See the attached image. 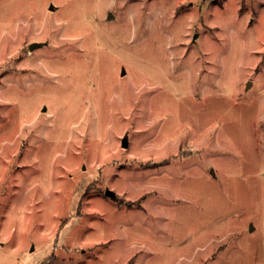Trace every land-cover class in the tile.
<instances>
[{"label":"rangeland","instance_id":"374dc122","mask_svg":"<svg viewBox=\"0 0 264 264\" xmlns=\"http://www.w3.org/2000/svg\"><path fill=\"white\" fill-rule=\"evenodd\" d=\"M0 25L1 257L264 264V0H0Z\"/></svg>","mask_w":264,"mask_h":264},{"label":"bare ground","instance_id":"6f19581e","mask_svg":"<svg viewBox=\"0 0 264 264\" xmlns=\"http://www.w3.org/2000/svg\"><path fill=\"white\" fill-rule=\"evenodd\" d=\"M16 6H18V5H16ZM18 7H19V6H18ZM15 8H16V7H15ZM21 11H22V10H21ZM26 12H27V11H26ZM18 14H19V13H18ZM27 14H28V13H27ZM19 15H20V14H19ZM32 15H33V14H32ZM165 18H166V17H165ZM19 19H20V18H19ZM157 19H158V18H157ZM21 20H22V19H21ZM30 21H31V20H30ZM14 22H15V21H14ZM25 22H26V21H25ZM161 22H162V21H161ZM11 23H12V22H11ZM15 23H16V22H15ZM19 23H20V22H19ZM22 24H23V23H22ZM25 24H26V23H25ZM66 24H67V23H66ZM3 25H4V24H3ZM26 25H27V24H26ZM26 25H24V26H26ZM30 25H31V24H30ZM7 26L9 27V25H7ZM20 26H21V25H20ZM28 26H29V25H28ZM65 26H66V25H65ZM65 26H64V27H65ZM0 27H2V26L0 25ZM18 27H19V26H18ZM62 27H63V26H62ZM62 27H61V28H62ZM10 28H11V27H10ZM10 28H9V29H10ZM12 28H13V26H12ZM15 28H16V26H15ZM22 28H23V27H22ZM56 28H57V27H56ZM56 28H55V29H56ZM13 29H14V28H13ZM13 29H12V30H13ZM16 29H17V28H16ZM55 29H53V30H55ZM59 29H60V28H59ZM63 29H64V28H63ZM67 29H68V28H66V31H67ZM137 29H138V28H137ZM7 30H8V29H7ZM27 30H28V28H27ZM146 30H147V29H146ZM17 31H18V30H17ZM58 31H59V30H58ZM58 31H55V32H58ZM64 31H65V30H64ZM136 31H137V30H136ZM18 32H20V29H19ZM60 32H61V31H60ZM74 32H76V31H74ZM16 33H17V32H16ZM58 33H59V32H58ZM65 33H66V32H65ZM72 33H73V32H72ZM63 34H64V33H63ZM19 35H21V34H19ZM25 35H26V34H25ZM27 35H28V34H27ZM64 35H65V34H64ZM23 36H24V35H23ZM7 37H8V36H7ZM24 37H25V36H24ZM1 40H2V39H1ZM71 41H72V40H71ZM3 42H4V40H3ZM13 42H14V41H13ZM66 42H67V41H66ZM66 42H65V43H66ZM73 42H74V41H73ZM7 43H8V42H7ZM11 43H12V42H11ZM67 43H69V42H67ZM1 44H2V43H1ZM9 44H10V43H9ZM9 44H8V45H9ZM61 44H62V43H61ZM3 45H4V44H3ZM3 45H1V46L3 47ZM12 45H13V44H12ZM65 45H66V44H65ZM6 46H7V45H5V47H6ZM59 46H60V45H59ZM67 46H68V45H67ZM9 47H11V46H9ZM67 48H68V47H67ZM61 49H62V48H61ZM61 49H60V50H61ZM63 49H64V48H63ZM63 52H64V51H63ZM61 55H62V54H61ZM173 55H174V53H173ZM173 55H172V56H173ZM57 56H58V55H57ZM85 57H86V56H85ZM88 57H89V56H88ZM64 58H65V57H64ZM63 60H64V59H63ZM85 60H86V59H85ZM85 60H83V61H85ZM88 60H89V59H88ZM50 61H51V60H49L48 62H50ZM64 61H65V60H64ZM66 61H67V60H66ZM69 61H70V60H69ZM69 61H68V63H69ZM61 63H62V62H61ZM85 63H86V62H85ZM88 64H89V63H88ZM45 65H46V64H45ZM65 65H66V62H65ZM67 65H68V64H67ZM69 65H70V64H69ZM69 65H68V66H69ZM173 65H174V64H173ZM177 65H178V64H177ZM36 66H37V65H36ZM36 66H35V67H36ZM174 66H176V65H174ZM172 67H173V66H172ZM38 68H40V67H38ZM86 68H87V67H86ZM40 69H41V68H40ZM40 69H38V70H40ZM45 69H46V68H45ZM58 70H59V69H58ZM61 70H62V68H61ZM88 70H89V69H88ZM63 71H64V70H63ZM65 71H66V70H65ZM61 72H62V71H61ZM86 72H87V70H86ZM89 72H90V71H89ZM62 73H64V72H62ZM68 73H69V72H68ZM87 73H88V72H87ZM87 73H86V75H87ZM37 76H38V75H37ZM46 76H47V75H46ZM38 77H40V76H38ZM89 77H90V76H87L88 79H89ZM43 78H45V77H43ZM62 78H63V77H62ZM64 78H65V77H64ZM70 78H71V77H70ZM89 80H90V79H89ZM40 81H42V79H41ZM47 81H49V80H47ZM50 81H51V79H50ZM64 81H65V80H64ZM61 82H62V81H61ZM61 82H60V83H61ZM87 82H88V81H87ZM45 83H46V82H45ZM63 83H64V82H63ZM65 83H66V82H65ZM67 83H68V82H67ZM69 83H70V82H69ZM91 83H92V81H91ZM35 84H36V83H35ZM71 84H72V83H71ZM71 84H70V85H71ZM91 85H92V84H91ZM30 86H31V84H30ZM34 87H35V85H34ZM49 87H50V86H49ZM91 87H92V86H91ZM88 90H89V89H88ZM179 92H180V91H179ZM182 93H183V92H182ZM184 93H185V92H184ZM181 95H182V94H181ZM185 113H186V112H185ZM85 115H86V114H85ZM83 120H84V119H83ZM85 120H86V119H85ZM252 121H253V120H252ZM251 127H252V126H251ZM257 139H258V138H257ZM255 143H256V141H255ZM243 145H244V144H243ZM247 146H249V145H246V147H247ZM242 147H243V146H242ZM248 149H249V148H248ZM246 150H247V149H246ZM257 151H258V149H257ZM246 153H247V152H246ZM246 153H245V154H246ZM260 153H261V152H260ZM248 154H249V153H248ZM257 154H258V153H257ZM246 156H247V155H246ZM257 156H258V155H257ZM247 157H248V156H247ZM247 157H246V158H247ZM260 157H261V156H260ZM251 158H252V157H251ZM253 159H254V158H253ZM257 159H258V158H257ZM260 159H261V158H260ZM249 160H251V159H249ZM254 160H255V159H254ZM255 161H258V160H255ZM255 161H254V162H255ZM252 162H253V161H252ZM257 163H258V162H257ZM263 166H264V165H263ZM174 176H175V175H174Z\"/></svg>","mask_w":264,"mask_h":264},{"label":"crops","instance_id":"0c3cea01","mask_svg":"<svg viewBox=\"0 0 264 264\" xmlns=\"http://www.w3.org/2000/svg\"><path fill=\"white\" fill-rule=\"evenodd\" d=\"M32 249H33V247L31 246L30 250H32ZM13 251H14L13 253L16 255V257L13 259L14 256H12L10 259H7L6 257L3 258L0 256V264H15V263H19V262L24 261V256L17 255V253H16V252H18L17 250H13ZM33 251H35V250H33Z\"/></svg>","mask_w":264,"mask_h":264},{"label":"water","instance_id":"95a60500","mask_svg":"<svg viewBox=\"0 0 264 264\" xmlns=\"http://www.w3.org/2000/svg\"><path fill=\"white\" fill-rule=\"evenodd\" d=\"M36 45H37L36 43H30V44H29V48H30V49H33ZM122 144H123L124 146H126V144H127V140H126L125 138L123 139Z\"/></svg>","mask_w":264,"mask_h":264}]
</instances>
